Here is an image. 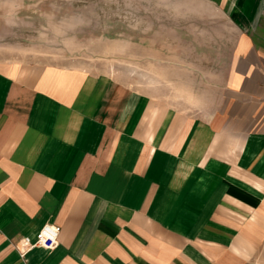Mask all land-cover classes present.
<instances>
[{"label": "crops", "instance_id": "crops-1", "mask_svg": "<svg viewBox=\"0 0 264 264\" xmlns=\"http://www.w3.org/2000/svg\"><path fill=\"white\" fill-rule=\"evenodd\" d=\"M176 3L181 25L90 34L75 62L0 60V264L263 252L264 0ZM126 55L139 80L115 70ZM46 223L58 244L30 248Z\"/></svg>", "mask_w": 264, "mask_h": 264}, {"label": "rangeland", "instance_id": "rangeland-1", "mask_svg": "<svg viewBox=\"0 0 264 264\" xmlns=\"http://www.w3.org/2000/svg\"><path fill=\"white\" fill-rule=\"evenodd\" d=\"M176 1L0 0V60L57 61L67 56L75 62L84 56L78 50L70 51L69 42L79 47V41L90 34L144 39L161 28L181 25ZM128 58L122 56L115 70L139 80L145 62ZM250 263L264 264V250Z\"/></svg>", "mask_w": 264, "mask_h": 264}, {"label": "built area", "instance_id": "built-area-1", "mask_svg": "<svg viewBox=\"0 0 264 264\" xmlns=\"http://www.w3.org/2000/svg\"><path fill=\"white\" fill-rule=\"evenodd\" d=\"M61 227L54 223H46L37 233L35 240L32 242L31 247L43 246L48 249H53L58 244L59 234ZM27 251H23L24 255Z\"/></svg>", "mask_w": 264, "mask_h": 264}]
</instances>
